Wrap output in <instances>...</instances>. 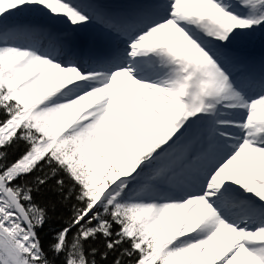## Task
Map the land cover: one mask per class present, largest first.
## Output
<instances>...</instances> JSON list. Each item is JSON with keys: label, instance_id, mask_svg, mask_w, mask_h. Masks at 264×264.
<instances>
[{"label": "snow or ice", "instance_id": "obj_1", "mask_svg": "<svg viewBox=\"0 0 264 264\" xmlns=\"http://www.w3.org/2000/svg\"><path fill=\"white\" fill-rule=\"evenodd\" d=\"M260 29L264 0H0V264H264V61L230 47Z\"/></svg>", "mask_w": 264, "mask_h": 264}, {"label": "bare ground", "instance_id": "obj_2", "mask_svg": "<svg viewBox=\"0 0 264 264\" xmlns=\"http://www.w3.org/2000/svg\"><path fill=\"white\" fill-rule=\"evenodd\" d=\"M110 8L113 9H128L140 3L149 2V0H103ZM34 22V21H32ZM27 23V22H24ZM54 32H63L69 36L73 35L72 29L67 28L63 24H55L53 26ZM100 36V29L96 25H91L87 29L80 30L75 36L76 43L87 52L97 54V50L107 51L111 46L108 42L102 40H93L94 37ZM259 60V58H257ZM264 60V59H263Z\"/></svg>", "mask_w": 264, "mask_h": 264}, {"label": "trees", "instance_id": "obj_3", "mask_svg": "<svg viewBox=\"0 0 264 264\" xmlns=\"http://www.w3.org/2000/svg\"><path fill=\"white\" fill-rule=\"evenodd\" d=\"M262 40L264 41V29L258 30L257 33L255 34V38L253 39L255 45L261 43ZM16 154H17V150L15 148L10 149L9 159L11 160L12 158H14ZM33 197L36 203L40 204L41 206H44L51 198V194L48 192L47 189H44L39 193H33ZM62 214L64 216H67L69 214L68 209H63ZM62 226H63L62 220L56 218L55 216L53 217L52 220L46 222L43 229L40 230V234L43 238V243L45 247H47L48 242L51 240L52 230L59 229Z\"/></svg>", "mask_w": 264, "mask_h": 264}, {"label": "rangeland", "instance_id": "obj_4", "mask_svg": "<svg viewBox=\"0 0 264 264\" xmlns=\"http://www.w3.org/2000/svg\"><path fill=\"white\" fill-rule=\"evenodd\" d=\"M46 19V18H44ZM13 20L18 22V23H24V22H32L34 21V17H29L27 15L24 16H17V17H13ZM252 43L246 44L245 46H243V48H246L245 50L243 48H240L238 45H232L230 47H232L234 50H238L242 55H244L245 57L249 58L252 62H254L257 66H259V64L264 61V55L263 56H256L257 54L255 53V49L256 48H252ZM258 48H262V50L264 51V41H262L260 43V45L258 46ZM259 58V60L257 59Z\"/></svg>", "mask_w": 264, "mask_h": 264}]
</instances>
